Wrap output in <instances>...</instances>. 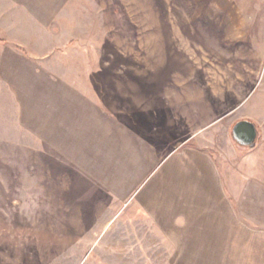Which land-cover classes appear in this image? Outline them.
<instances>
[{
	"label": "rangeland",
	"instance_id": "obj_1",
	"mask_svg": "<svg viewBox=\"0 0 264 264\" xmlns=\"http://www.w3.org/2000/svg\"><path fill=\"white\" fill-rule=\"evenodd\" d=\"M60 93L160 136L163 154L189 140L220 157L227 243L112 200L58 148L59 125L43 131ZM241 120L254 147L232 137ZM0 264H264V0H0Z\"/></svg>",
	"mask_w": 264,
	"mask_h": 264
},
{
	"label": "crops",
	"instance_id": "obj_2",
	"mask_svg": "<svg viewBox=\"0 0 264 264\" xmlns=\"http://www.w3.org/2000/svg\"><path fill=\"white\" fill-rule=\"evenodd\" d=\"M52 101L44 108L43 131L55 137L57 130L54 133L51 129L57 123L58 148H65L63 153L86 176L106 188L112 200L120 199L124 207H136L149 221L170 223L176 238L184 231L200 228L195 224L201 221L206 232L200 236L207 233L209 239L193 244L227 243V222L233 225L237 210L231 200L235 195L224 176L226 165L220 157L188 145L189 140L163 154L153 141L160 140V136L142 131L130 121L120 124L114 112L103 119L96 101L84 99L81 94L75 93L72 98L60 93ZM134 121L139 124V119ZM72 131H76L74 140L78 143L67 146L71 138L64 142L62 134ZM102 151L108 155L107 161L100 159Z\"/></svg>",
	"mask_w": 264,
	"mask_h": 264
},
{
	"label": "water",
	"instance_id": "obj_3",
	"mask_svg": "<svg viewBox=\"0 0 264 264\" xmlns=\"http://www.w3.org/2000/svg\"><path fill=\"white\" fill-rule=\"evenodd\" d=\"M258 136L257 126L249 120L238 121L233 126L232 137L241 145L254 147Z\"/></svg>",
	"mask_w": 264,
	"mask_h": 264
}]
</instances>
